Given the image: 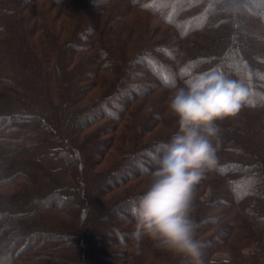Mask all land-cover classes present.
<instances>
[{"label":"trees","instance_id":"obj_1","mask_svg":"<svg viewBox=\"0 0 264 264\" xmlns=\"http://www.w3.org/2000/svg\"><path fill=\"white\" fill-rule=\"evenodd\" d=\"M211 70L249 100L195 189L201 262L264 264V0H0V264H191L133 209L172 87Z\"/></svg>","mask_w":264,"mask_h":264},{"label":"clouds","instance_id":"obj_2","mask_svg":"<svg viewBox=\"0 0 264 264\" xmlns=\"http://www.w3.org/2000/svg\"><path fill=\"white\" fill-rule=\"evenodd\" d=\"M248 100L245 84L219 70L194 73L172 87L167 108L178 130L155 148L148 186L133 209L135 238L202 264L195 189L218 166L216 122L236 118Z\"/></svg>","mask_w":264,"mask_h":264},{"label":"rangeland","instance_id":"obj_3","mask_svg":"<svg viewBox=\"0 0 264 264\" xmlns=\"http://www.w3.org/2000/svg\"><path fill=\"white\" fill-rule=\"evenodd\" d=\"M55 145H51L49 149L44 150L39 153V159L49 168L55 169L59 167L58 160L53 152ZM108 249V248H107ZM109 252V249L107 250ZM226 254H217L213 257L214 260H222L225 259Z\"/></svg>","mask_w":264,"mask_h":264}]
</instances>
